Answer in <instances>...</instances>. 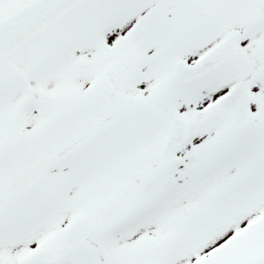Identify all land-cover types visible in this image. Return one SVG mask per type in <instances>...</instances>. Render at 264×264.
Here are the masks:
<instances>
[{
    "label": "snow or ice",
    "instance_id": "1",
    "mask_svg": "<svg viewBox=\"0 0 264 264\" xmlns=\"http://www.w3.org/2000/svg\"><path fill=\"white\" fill-rule=\"evenodd\" d=\"M0 264H264V0H0Z\"/></svg>",
    "mask_w": 264,
    "mask_h": 264
}]
</instances>
